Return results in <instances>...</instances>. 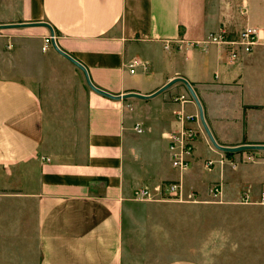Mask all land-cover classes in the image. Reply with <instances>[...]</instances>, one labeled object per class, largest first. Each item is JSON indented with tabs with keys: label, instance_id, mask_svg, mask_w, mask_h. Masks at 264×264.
Masks as SVG:
<instances>
[{
	"label": "crops",
	"instance_id": "1",
	"mask_svg": "<svg viewBox=\"0 0 264 264\" xmlns=\"http://www.w3.org/2000/svg\"><path fill=\"white\" fill-rule=\"evenodd\" d=\"M43 23L95 87L122 98L44 52ZM246 28L259 44L233 63L226 47L193 45ZM179 78L219 146L264 145V0H0V264H201L170 248L176 204L215 189L229 202L248 186L260 195L264 167L231 163L264 151L223 152L200 121L191 168L175 169L176 113L199 115L194 101L174 102L185 84L163 90ZM169 183L182 201L133 198Z\"/></svg>",
	"mask_w": 264,
	"mask_h": 264
},
{
	"label": "rangeland",
	"instance_id": "2",
	"mask_svg": "<svg viewBox=\"0 0 264 264\" xmlns=\"http://www.w3.org/2000/svg\"><path fill=\"white\" fill-rule=\"evenodd\" d=\"M251 155L258 158L250 159ZM243 163L264 167L263 154L243 155L231 165L237 169ZM245 191L252 193L254 201L258 199L251 186ZM219 195L207 201L191 198L176 204V215L166 234L170 248L201 264H264V205L245 204L242 196L223 201Z\"/></svg>",
	"mask_w": 264,
	"mask_h": 264
},
{
	"label": "built area",
	"instance_id": "3",
	"mask_svg": "<svg viewBox=\"0 0 264 264\" xmlns=\"http://www.w3.org/2000/svg\"><path fill=\"white\" fill-rule=\"evenodd\" d=\"M56 34L50 33L44 38L43 51L46 52L50 48L54 47V43H57ZM171 41L166 42V47L170 48ZM259 44V32L255 28H246L231 38L228 33L221 31L216 34H210L206 39L196 41L193 45L201 50L207 51L210 46L226 47L228 52V60L233 63L240 59V54H251L255 51ZM134 69V67H133ZM134 73V70L131 71ZM191 95H179L174 98V102L186 105L193 102ZM177 122L181 125L180 129L174 132L170 136V147L169 152L172 159V165L175 169L181 172H187L191 168L192 155L195 148V143L201 135V128L195 127L191 124L200 123L199 115H188L185 111H179L176 113ZM137 133H142V125L137 124L135 126ZM263 154L264 152H260ZM258 154V153H255ZM258 158L257 155H251L250 159ZM214 161H207L206 168L212 169L215 167ZM212 194L216 197L220 193L218 189H215ZM164 195H168L171 199L176 201L183 200V186L181 183H169L162 187L151 191L148 187L138 188L134 191L133 198L136 201L147 202V201H163ZM193 197V196H191ZM243 203L245 204H258L264 205V188L261 191L258 199L254 201L253 195L250 191H245L242 194Z\"/></svg>",
	"mask_w": 264,
	"mask_h": 264
},
{
	"label": "water",
	"instance_id": "4",
	"mask_svg": "<svg viewBox=\"0 0 264 264\" xmlns=\"http://www.w3.org/2000/svg\"><path fill=\"white\" fill-rule=\"evenodd\" d=\"M38 25H44V26H47L49 27V29L51 30V33L54 34V31L52 29V27L47 24V23H43V24H38ZM54 49L59 53L61 54L62 56H64L65 58H67L69 61H71L74 65H76L79 69H81L85 75V78H86V81H87V84L88 86L93 90L95 91L96 93H99L103 96H106V97H109V98H112V99H119V98H122V97H114L113 95L111 94H108L104 91H101L100 89H98L97 87L94 86V84L92 83L91 79H90V76H89V73L87 71V69L78 61H76L74 58H72L70 55H68L67 53L63 52L58 46H57V43H54ZM177 82H182L183 84L186 85L187 89L189 90V93L191 95V97L193 98L194 102L196 103L198 109H199V118H200V121L206 131V133L208 134L210 140L212 141L213 145L223 151V152H226V153H230V154H233V153H240V152H245V151H264V145H244V146H240V147H223V146H219L207 123H206V120H205V116H204V110H203V107L201 105V102L195 92V90L193 89L192 85L184 78H179L177 79L176 81H173L172 83H170L167 87H165L163 90L169 88L170 86H172L173 84L177 83ZM144 98V97H142Z\"/></svg>",
	"mask_w": 264,
	"mask_h": 264
}]
</instances>
